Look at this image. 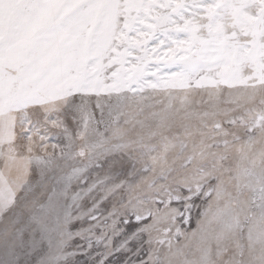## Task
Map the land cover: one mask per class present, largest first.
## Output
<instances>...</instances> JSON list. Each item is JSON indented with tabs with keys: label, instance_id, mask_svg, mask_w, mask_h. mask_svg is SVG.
I'll use <instances>...</instances> for the list:
<instances>
[{
	"label": "snow or ice",
	"instance_id": "1",
	"mask_svg": "<svg viewBox=\"0 0 264 264\" xmlns=\"http://www.w3.org/2000/svg\"><path fill=\"white\" fill-rule=\"evenodd\" d=\"M0 264H264V0H0Z\"/></svg>",
	"mask_w": 264,
	"mask_h": 264
}]
</instances>
